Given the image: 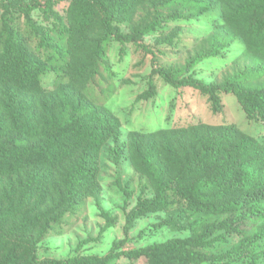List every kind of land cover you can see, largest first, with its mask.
I'll return each instance as SVG.
<instances>
[{"label": "trees", "instance_id": "obj_1", "mask_svg": "<svg viewBox=\"0 0 264 264\" xmlns=\"http://www.w3.org/2000/svg\"><path fill=\"white\" fill-rule=\"evenodd\" d=\"M63 3L68 5L59 10ZM148 4L154 14L132 26ZM215 8L222 12L225 34L213 36L211 48L185 67L168 69L156 60L152 73L174 88L206 96L215 114L224 108L223 96L233 95L246 120L264 130L259 70L210 84L195 74L203 59L220 55L223 47L215 44L226 35L240 39L257 63L264 61V0L0 3V264H264V135L252 136L236 123L195 120L132 131L119 146L154 193L126 211V234L141 219L165 215L168 219L150 226L149 234L169 228L186 237L142 247H129L124 239L104 257L41 260L37 253L74 207L100 194L102 154L122 131L121 120L88 96L107 45L115 41L151 52L142 43L146 36L164 31L186 11L203 17ZM35 11L44 21L34 20ZM16 12L26 19V33L14 24ZM125 25L130 32L123 31ZM178 35L177 30L160 35L155 47H173ZM51 72L62 76L54 90L43 85ZM154 93L152 81L147 98ZM233 240L229 251L214 254L216 244Z\"/></svg>", "mask_w": 264, "mask_h": 264}, {"label": "rangeland", "instance_id": "obj_2", "mask_svg": "<svg viewBox=\"0 0 264 264\" xmlns=\"http://www.w3.org/2000/svg\"><path fill=\"white\" fill-rule=\"evenodd\" d=\"M17 1L28 4L33 0H0V3ZM67 5L63 3L58 9L63 10ZM154 11L149 4L142 7L132 26L143 24ZM160 12L167 14L168 11L162 8ZM2 13L0 10V23ZM185 13V16L169 21L164 31L144 38L142 43L148 46L151 52L135 45L122 46L115 41L107 45L106 53L99 63V73L89 86L88 96L96 104L110 109L121 120L122 131L119 139L113 140L102 154L100 194L74 207L72 212L53 228L49 237L38 247L39 259L104 257L111 252L116 242L124 239L129 247H142L173 237L187 236L169 228L149 234L147 229L150 226L168 219L165 215H151L141 219L134 229L126 234V211L133 209L139 198L154 195L148 179L140 176L133 168L127 149H119L120 145L127 142L130 132L152 131L195 120L213 125L236 123L252 136L264 135L263 127L259 123L246 120L233 95L223 96L224 108L219 114H215L206 96L191 88H174L152 73L156 60L159 66L168 69L185 67L190 59L211 48L213 36L225 34L220 8L213 9L203 17H195L190 11ZM14 17L15 26L26 33L28 26L24 16L16 12ZM32 17L34 20L44 21L39 11L33 12ZM122 29L125 33L131 31L126 25ZM175 30L179 35L174 46L161 47L158 51L155 42L160 35H168ZM227 36V39L215 44L216 47H223L219 56L205 58L195 67L196 78L208 84L221 83L237 72L259 70L258 81L263 83L264 61L257 63L240 39L230 41ZM34 41L31 39L30 43L33 48H37ZM61 80V75L51 72L43 78V85L48 90H54ZM152 81L155 84V93L147 98L146 94ZM128 193L131 197L129 204L125 206ZM235 243L237 240L216 244L214 254L229 251Z\"/></svg>", "mask_w": 264, "mask_h": 264}]
</instances>
